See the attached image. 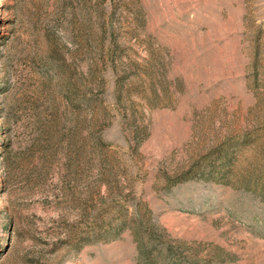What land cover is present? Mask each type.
Listing matches in <instances>:
<instances>
[{"label":"rangeland","instance_id":"374dc122","mask_svg":"<svg viewBox=\"0 0 264 264\" xmlns=\"http://www.w3.org/2000/svg\"><path fill=\"white\" fill-rule=\"evenodd\" d=\"M104 25L117 63L96 94L100 128L93 100L75 117L60 78L85 80ZM87 86L76 96L90 99ZM263 130L264 0H0V264H140L128 230L80 240L112 200L147 202L185 254L264 264V198L218 176L224 145ZM254 138L232 148L229 169L264 151Z\"/></svg>","mask_w":264,"mask_h":264},{"label":"trees","instance_id":"16d2710c","mask_svg":"<svg viewBox=\"0 0 264 264\" xmlns=\"http://www.w3.org/2000/svg\"><path fill=\"white\" fill-rule=\"evenodd\" d=\"M111 28L113 29L112 25H108L107 27L104 25L99 29V32L89 37V39H92V41L95 42L99 56L91 60L89 67L85 72V80H75L69 75V73H66L65 75L62 74L61 76L63 79L60 78V82L64 89L63 91L66 95L65 102L67 105H71L74 108L73 113L75 114V117L82 115L81 113L84 112V104L88 105V103L93 100L91 120L95 127L99 126L100 128L101 124L106 121L108 111L105 100L96 94L97 92L102 94L104 91L106 80L104 71L107 69V62L111 61V64L113 65L114 63H117L116 58L113 56V46L116 44V42H114L116 39H111V35L113 34L110 30ZM113 69L119 72V69ZM120 73V75L116 74L118 75L116 81V99L118 100V103L121 104L125 102V95L128 96L130 91L127 89V79L129 76L126 73ZM87 85L91 86V98L87 100L84 96H76L80 88L88 89ZM125 111L127 112V109ZM132 125L135 128L138 127L137 121L133 120ZM137 129L138 128H136V130ZM75 130L77 134V126L75 127ZM254 135L247 136V134H244L240 138H236L237 140L233 139L235 142L230 144H225L227 141L224 142V149L219 152V159L225 164V166L224 169L222 167L221 170L223 172H219L218 176L222 177L226 183L232 179L231 181L239 183V185L243 186L245 189L257 191V194L264 198V151H255V157H253L254 159L252 158L248 168L240 171L237 170L236 172L229 169V164L233 160L232 148L238 145L245 146L255 140L254 137L263 136L264 138V130L261 133ZM259 142L258 147L264 142V140ZM97 144L98 156L102 159V162H104L106 160L104 152L106 151L105 145H107V143L99 137ZM70 145H72L71 141ZM71 150H73L72 147ZM79 153H73L76 155L72 156L71 160L73 164H76ZM70 154L72 155V151ZM216 172L218 171L216 170ZM112 173V169L100 171L99 175L101 177V183H98L97 186H95L97 188L95 193L98 197L100 196L102 186L108 185L109 178L107 177L110 175L115 177ZM228 177H230V179H228ZM108 189L109 186L106 190ZM93 195L94 194H91L88 197L92 200ZM100 197L104 198L102 194ZM105 205H107V208L104 212L101 215H95L93 217V231L88 233L85 236L86 238H80L83 243H90L104 236H112L113 238H116L122 233V231L128 230L132 233L137 244L138 260L140 264H210V262H212V260L209 261L208 259L201 258L197 252H192L191 255L185 254L186 252L184 248H177L173 246L171 242L165 240L166 232L164 228L157 223L158 221L156 222L154 212L147 202H130L127 200L121 202L112 200Z\"/></svg>","mask_w":264,"mask_h":264}]
</instances>
